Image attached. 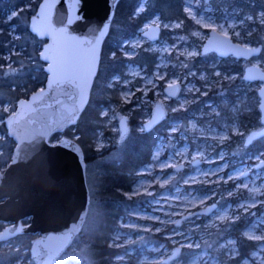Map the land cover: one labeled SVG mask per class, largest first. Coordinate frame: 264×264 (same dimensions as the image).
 <instances>
[{
	"label": "rangeland",
	"instance_id": "obj_1",
	"mask_svg": "<svg viewBox=\"0 0 264 264\" xmlns=\"http://www.w3.org/2000/svg\"><path fill=\"white\" fill-rule=\"evenodd\" d=\"M234 1L183 0V11L191 21L188 26L181 20H164L156 14L142 25L137 35L121 43L120 52L125 58H133L140 48L156 56L150 71L129 62L123 76H115L109 83L110 87L118 84L121 105L137 100L136 108H150L144 110L146 115L139 120L138 131L144 130L143 123L157 103L164 108L166 119L169 113L177 111H187L189 118L171 121L167 136L153 149L150 163L137 170V179L127 194L135 199L136 205L120 218L119 229L109 243L118 251L112 264H228L238 255L237 241L231 236H221L230 223L243 216L251 220L243 235L258 242V246L239 264H264V150L247 152L249 146L244 145L245 138L251 130L259 128L246 130L238 121L239 112L251 111L250 99L254 97L251 91L255 92L258 111L257 90L261 82L249 83L243 79V73L248 65L264 70V54L249 60H236L201 53L210 30L229 36L239 44L256 46L250 42L255 26L251 30L249 26L254 22L264 25V9L253 15L235 6ZM146 2L140 1L136 14L144 11ZM17 12L12 11L7 20ZM19 23V28L9 26L10 44L2 56L3 68L13 65V55L26 54V46L15 40L20 38L18 29L29 33V18ZM149 25L161 28L154 42L141 35ZM232 60L236 63L234 69H231ZM220 66L226 69L223 71ZM173 82L179 90L176 97L170 98L164 88ZM226 95H234V101L229 103ZM212 97H222L223 102ZM196 105L198 110H192ZM226 105L230 115L225 113ZM1 108L6 113L15 110L9 103ZM101 115L107 116V124L112 125L110 131L114 134L106 136L99 132L95 150L110 147L99 158L102 162H110L119 157L123 138L131 132L132 123L121 125L126 130L120 138L119 123L122 119L129 121V113L112 105L104 108ZM63 132L58 139L49 141L57 143L66 137ZM77 137L71 139L76 141ZM116 144L119 146L115 147ZM195 161H199L198 166ZM85 171L88 213L75 242L73 240L54 264H66L71 260L93 264L83 238L98 221L99 210L91 199L94 183L88 180L86 162ZM212 204H216V209L211 214L195 213ZM20 236H28V239ZM36 237L19 235L0 243V257L3 253L18 252L19 260L14 264H29L32 262L29 250ZM174 250H178L176 258L164 262Z\"/></svg>",
	"mask_w": 264,
	"mask_h": 264
},
{
	"label": "water",
	"instance_id": "obj_2",
	"mask_svg": "<svg viewBox=\"0 0 264 264\" xmlns=\"http://www.w3.org/2000/svg\"><path fill=\"white\" fill-rule=\"evenodd\" d=\"M119 1L41 0L29 19L28 31L44 40L39 58L44 63L46 81L44 87L19 99L4 120L15 146L9 164L0 171V223L4 224L0 243L19 235H37L29 250L34 264H54L72 245L88 213L82 147L69 137L57 143L49 139L75 125L85 110ZM160 33L158 25H149L141 35L154 42ZM261 51L260 46L239 44L215 30L209 31L201 49L202 54L237 60L258 57ZM243 79L261 82L257 96L262 127L246 136L244 145L250 146L264 135V70L248 65ZM178 90L174 84L173 88L166 86L164 92L176 97ZM164 118V108L157 103L143 127L149 131ZM122 124L126 125L124 119L119 123L120 138L126 130ZM194 164L198 166L199 161ZM215 209L216 204H212L195 213L209 215ZM25 219L27 224L23 223ZM177 253L174 250L164 262L176 258Z\"/></svg>",
	"mask_w": 264,
	"mask_h": 264
},
{
	"label": "trees",
	"instance_id": "obj_3",
	"mask_svg": "<svg viewBox=\"0 0 264 264\" xmlns=\"http://www.w3.org/2000/svg\"><path fill=\"white\" fill-rule=\"evenodd\" d=\"M40 1H0V131L2 133V137H0V169L10 162L15 146L4 128V120L10 113H6L1 108L2 105L9 103L13 110L19 99L27 98L31 93L44 87L46 81V73L43 70L44 63L39 58L44 40H39L26 30L18 29L20 38L15 40L16 43L26 46V54L13 55V65L3 68L4 59L2 56L10 44L9 26L15 25L19 28V20L30 19ZM140 1L120 0L117 4L109 34L102 46L99 68L93 82L89 102L77 124L63 132V135L69 138L78 135L76 141L84 152L87 177L94 183L91 199L97 204L99 218L91 231L83 238L90 250L89 256L93 264H112L118 251L109 243L113 234L119 229L120 218L136 205L135 199L127 194L137 179V170L150 163L153 149L161 138L167 136L170 122L173 120L186 121L189 118L187 111L171 112L168 114V119L165 118L151 130L138 131L139 120L146 115L144 110L150 108L143 107L144 110L136 108L137 100L121 105L118 84H114V87L109 86L112 78L123 76L126 64L129 62L146 67L147 71H150L156 63V56L142 48L133 58H125L120 52L121 43L137 35L147 20L158 14L164 20H181L187 26L191 23L183 11V0H147L144 11L136 14L135 9ZM233 3L235 6L241 7L244 12L253 15L264 9V0H235ZM27 5L29 7H26ZM14 10L18 11L17 14L8 21V15ZM253 26H255V30L252 31L250 42L252 45L262 46L260 55L262 56L264 54V37L262 35L264 34V25L254 22L249 26V29L251 30ZM232 62L234 61L232 60ZM235 64L234 62L231 69L235 68ZM220 68L223 71L226 69L224 66H220ZM251 93L254 96L250 99L251 111L243 110L238 113V121L246 130L261 128L256 95L254 91ZM226 96L229 103L234 101V95ZM209 97L207 96V98ZM212 98L217 102H223L222 97ZM112 105H117L119 109L129 113L128 123H132V129L123 138L119 157L110 162H102L99 158L110 150V147L102 151L95 150L96 138L99 132L106 136L114 134L110 131L112 125L108 126L107 124V116L101 115L104 108H109ZM227 108L226 105L224 107L226 112H224L230 115ZM192 110L197 111L198 105L193 106ZM58 137L59 134L54 133L50 140H56ZM118 146L119 144L115 145V147ZM262 150H264V135L247 148V152L251 154ZM250 221L248 216H243L224 229L221 237H233L238 246V255L230 259L228 264H239L242 259L247 258L252 251L256 250L258 242L247 239L243 235V231ZM23 223H28V220H23ZM3 226L0 224V227ZM20 238L28 239V236H20ZM26 255L28 259V252ZM18 260V252L3 253L0 257V264H14ZM29 264L34 263L30 262ZM66 264H81V262L71 260Z\"/></svg>",
	"mask_w": 264,
	"mask_h": 264
},
{
	"label": "snow or ice",
	"instance_id": "obj_4",
	"mask_svg": "<svg viewBox=\"0 0 264 264\" xmlns=\"http://www.w3.org/2000/svg\"><path fill=\"white\" fill-rule=\"evenodd\" d=\"M141 10H142V9H141ZM102 34H103V33H102ZM252 51H259V50H258V49H254V50H252ZM42 55H44V54L42 53ZM53 82H54V81H53ZM174 83H175V82H173V84H170V85H169V88H173V87H174ZM250 238H252V237H250ZM255 238L259 239V237H255ZM49 239H53V238L50 237Z\"/></svg>",
	"mask_w": 264,
	"mask_h": 264
},
{
	"label": "flooded vegetation",
	"instance_id": "obj_5",
	"mask_svg": "<svg viewBox=\"0 0 264 264\" xmlns=\"http://www.w3.org/2000/svg\"><path fill=\"white\" fill-rule=\"evenodd\" d=\"M161 34V33H160ZM256 46H259V45H256ZM261 47V49H262V46H260ZM262 52V51H261ZM261 55V54H260ZM259 57V56H258ZM237 60V59H236ZM93 86V85H92ZM165 89V88H164ZM170 98H174V97H170ZM155 106V105H154ZM154 108V107H153ZM153 111V110H152ZM165 111V110H164ZM152 113V112H151ZM151 115V114H150ZM150 117V116H149ZM165 117H166V114H165ZM164 120V119H163ZM162 120V121H163ZM126 123H128V121L126 122ZM145 123V122H144ZM143 123V124H144ZM159 124V123H158ZM144 128V127H143ZM145 130V129H144ZM151 130V129H150ZM146 131V130H145Z\"/></svg>",
	"mask_w": 264,
	"mask_h": 264
}]
</instances>
